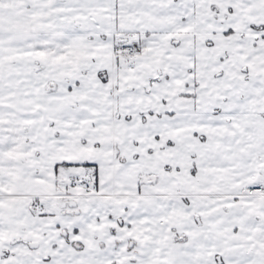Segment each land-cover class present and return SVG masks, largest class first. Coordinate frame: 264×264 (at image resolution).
<instances>
[{"label":"snow or ice","instance_id":"snow-or-ice-1","mask_svg":"<svg viewBox=\"0 0 264 264\" xmlns=\"http://www.w3.org/2000/svg\"><path fill=\"white\" fill-rule=\"evenodd\" d=\"M0 264H264V0H0Z\"/></svg>","mask_w":264,"mask_h":264}]
</instances>
